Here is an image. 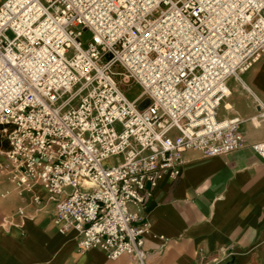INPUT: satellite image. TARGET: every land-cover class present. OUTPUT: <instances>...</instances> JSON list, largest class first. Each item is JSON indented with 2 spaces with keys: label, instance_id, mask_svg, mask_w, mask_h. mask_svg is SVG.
<instances>
[{
  "label": "built area",
  "instance_id": "built-area-1",
  "mask_svg": "<svg viewBox=\"0 0 264 264\" xmlns=\"http://www.w3.org/2000/svg\"><path fill=\"white\" fill-rule=\"evenodd\" d=\"M263 57L264 0H5L1 171L21 194L47 190L79 252L146 264L149 223L131 207L181 177L186 152L210 159L246 147L243 121L219 110L228 81ZM249 148L264 159V141Z\"/></svg>",
  "mask_w": 264,
  "mask_h": 264
},
{
  "label": "crops",
  "instance_id": "crops-1",
  "mask_svg": "<svg viewBox=\"0 0 264 264\" xmlns=\"http://www.w3.org/2000/svg\"><path fill=\"white\" fill-rule=\"evenodd\" d=\"M228 86L219 119L243 121L246 147L210 159L186 152L181 177L162 181L145 209L131 207L149 223L146 264H264V159L249 148L264 141V57ZM55 218L43 186L21 194L0 171V264H137L79 252L77 233L61 232Z\"/></svg>",
  "mask_w": 264,
  "mask_h": 264
},
{
  "label": "rangeland",
  "instance_id": "rangeland-1",
  "mask_svg": "<svg viewBox=\"0 0 264 264\" xmlns=\"http://www.w3.org/2000/svg\"><path fill=\"white\" fill-rule=\"evenodd\" d=\"M2 5V4H1ZM0 5V6H1ZM90 38V34L89 33H86L85 34V37H84V43ZM78 89V86L74 89L75 91ZM126 96L129 100L133 101L135 100L136 98H138V96L141 94V89L140 87H138L137 85L135 84H132V85H129L126 87ZM68 98V96H66L64 98V100H66ZM63 100V101H64ZM63 101H60V104L63 102ZM78 105V100L76 102H74L73 106H77ZM4 126L2 124H0V155L4 158H1V160H4L6 159L3 163L1 162L2 165H5L7 162H8V159H7V152L9 151V145H8V140H7V137H6V134L4 133ZM124 160V157L123 156H118V157H113L111 160H110V164L111 165H118L120 162H122ZM0 171H1V168H0ZM67 191L71 192L72 189L71 188H67L66 189Z\"/></svg>",
  "mask_w": 264,
  "mask_h": 264
},
{
  "label": "trees",
  "instance_id": "trees-1",
  "mask_svg": "<svg viewBox=\"0 0 264 264\" xmlns=\"http://www.w3.org/2000/svg\"><path fill=\"white\" fill-rule=\"evenodd\" d=\"M8 145H9V142H8ZM9 149H10V146H9Z\"/></svg>",
  "mask_w": 264,
  "mask_h": 264
},
{
  "label": "bare ground",
  "instance_id": "bare-ground-1",
  "mask_svg": "<svg viewBox=\"0 0 264 264\" xmlns=\"http://www.w3.org/2000/svg\"><path fill=\"white\" fill-rule=\"evenodd\" d=\"M0 168H1V164H0Z\"/></svg>",
  "mask_w": 264,
  "mask_h": 264
}]
</instances>
